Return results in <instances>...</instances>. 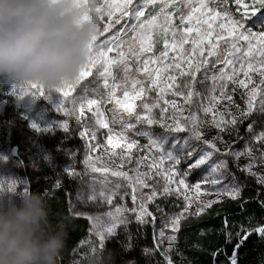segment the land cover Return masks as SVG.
<instances>
[{"label":"snow or ice","instance_id":"6c2138e0","mask_svg":"<svg viewBox=\"0 0 264 264\" xmlns=\"http://www.w3.org/2000/svg\"><path fill=\"white\" fill-rule=\"evenodd\" d=\"M89 3L91 6L88 12L98 20L99 24L105 16L108 18L102 30L100 29L99 36L111 32L117 25H121V22L125 19L135 21L131 24V35L127 40L124 39V33L129 31L126 24L122 25L115 34L104 40L103 44L98 43V36L92 46L89 63L81 71L79 78L75 82L55 90L60 94L56 111L64 116H75L77 124L83 126V130L79 133L80 138L85 140L86 145L83 163L87 170L92 173H99L100 177L103 178L101 183L104 187L98 193L99 197L107 204L112 205L115 198L123 199L130 196L133 204L132 207H128L127 204H119L114 207V210L105 213L108 217L107 223H104L101 217H89L93 221L95 234L100 241V251H103L105 241L109 237H114L117 229L121 226L127 233V242L124 247L126 250H131L134 247V237L128 231V225L131 223L129 214L134 216L136 224L141 227L149 224L154 225L157 221L156 213L166 215L164 209L160 207V203L157 202L158 199L170 196L183 198L182 211L168 216L164 225L172 233L179 232L183 220L189 216L203 215L225 197L233 201L239 200L242 191L241 185L235 178H233L232 183H224L226 173H228L229 161L219 159L221 156L231 157L236 162H239L242 158L247 159V163L242 167L238 165L239 171L254 177L258 184L264 185V130L256 132L255 129L256 118L264 115V70L259 71L260 79L258 81H254L253 76L248 71H244V63H247L249 69H253L252 61H256L257 55L259 56L257 63L264 68V31L254 32L244 27V21L249 19L250 13L254 16L261 9H264V0H251V5L245 4L240 20L232 18L227 8L228 0H216V7L211 5V0L209 2L197 0L196 3H193L192 0H181L179 4L175 3L174 0H143L142 3H137V0H102V2L101 0H89ZM235 3L242 5L243 0H235ZM221 5H224L222 11L218 10ZM169 7L180 14L182 25L185 21L193 20L195 14L199 11L200 15L196 17V23L201 27L208 25L207 29L201 32L197 28V35L192 38L187 35L193 31L191 27L185 26L183 33H180L179 28L173 30V13L166 11ZM149 8L154 9V11L149 12ZM205 17L211 20L218 17L226 18L227 26L221 23L219 28L232 36L233 41H245L247 50L245 51L235 42L230 45L232 51L221 50L219 40L223 39L225 44L229 43L227 39H224L223 31L217 33L215 42L205 43L212 34L211 24ZM161 18L163 23L159 22ZM157 28L160 30V36L166 49L161 53V57L167 56L169 47L175 49L179 45L183 49L185 43L191 44V55L196 56V60L189 59L185 61L188 68L186 71H179V75L183 77L179 83H177L175 77H169L174 88L173 96L182 97L184 104L191 106L195 103V97H203V93L197 90V85L201 83L198 75L203 73L204 79H211L213 86L208 95L209 102L207 106L202 107L205 119L202 120L198 114L199 108L197 110L189 108L188 114L185 116L183 108L178 106L175 100L164 101L165 105H171L174 109L172 116L168 118L171 122H168V119L165 118L167 109L164 107H161L158 115L153 114V109L157 107L159 100L151 103L145 102L139 108L133 110V105L128 99L130 93L132 99H136L151 89L141 79L136 78V73L141 71V67L138 66L133 70L129 61L131 59L138 65L142 64L146 69L150 60L156 62L159 59L156 57L142 59L145 53L152 51ZM169 33H171V43L167 39ZM254 42H258L259 47L254 49ZM113 51H116L117 58L108 56V53ZM236 52L240 53V60L244 62L239 63V68H237L238 61L234 55ZM182 55L186 56L189 53L185 50ZM212 57H215V59H211ZM217 65L223 66L217 69ZM113 66L121 67L124 72L121 84H109L108 82L109 77L113 81L116 79L111 71ZM173 67L180 70L181 64L173 61L163 70L167 72L168 69ZM93 69L96 70L99 77L104 79L103 87L107 90L106 97L89 98L87 85L83 88L85 93L83 96L72 97V93L76 91L82 81L93 75ZM238 72H243L246 80L240 79L237 75ZM146 75L150 83L155 85V80L151 78L152 73H146ZM229 85L233 87L229 89ZM118 88L123 89V99L118 98L116 95ZM237 89H245L241 94L243 106L233 98ZM48 92L49 90H46L43 86L33 84L21 87L18 95L20 97L26 95L46 96ZM159 99H163V96H160ZM112 102H114L112 109L114 118L109 120L105 116L103 105ZM69 103L71 107L66 106ZM86 112L91 113V117H86ZM117 112H119L121 125L119 133H115L114 129L110 127L111 123H115ZM209 114L212 116L211 120L207 119ZM88 120L93 121V123H88ZM245 122H247L246 131L249 134L247 137L240 132V128ZM137 124L149 127L138 129ZM152 125H158L167 133H190L184 140L183 147L185 152L183 158L190 161L187 171H181L177 167L181 164L179 156L174 155L171 151L166 152L164 150L162 138H157L151 128ZM60 126L65 131L70 130L69 123L66 120ZM33 127L36 126L33 125ZM99 129H108V144L121 149L120 152L112 154L118 160V165L99 167L97 166L99 157L94 159L90 155L99 146L89 143L90 140L97 139ZM213 131L215 134L208 138ZM233 134H235L237 140L225 139L226 136L231 137ZM136 136L147 137L148 143L140 145L139 141L133 138ZM192 140L198 141L205 147L199 148L197 145L190 144L189 142ZM239 140H245L246 142L243 149L237 151L233 145ZM218 143L225 146L224 150L218 147ZM136 151L146 154L136 157ZM214 156H217V160H213ZM125 165H135L134 169L131 170L132 174L129 170H117V168L123 169ZM257 165L260 167L257 168ZM202 166L209 168V176L194 185L190 184L187 180L188 175ZM65 172L73 178L81 175L72 166L66 168ZM112 177L115 180H112ZM96 179L98 178L93 177V180ZM161 180L163 181L162 184L160 183ZM109 184L112 187H109ZM16 185L17 181H8L7 190L15 191ZM206 185L213 187L219 185L220 187L215 188V191H209L206 187H203ZM56 187H60L59 180L56 181ZM3 189V183H0V190ZM121 189H125L123 195L120 193ZM128 189H130V192ZM146 189L147 192H145ZM191 192H195L196 195H189ZM206 196H215V199H205ZM91 199H96V194ZM193 204H195L194 211L192 210ZM150 205H155L154 210H150ZM241 231L244 233L242 237L240 233L236 234L240 237L236 249L252 233H258L264 238V225L250 229L242 227ZM228 236L230 242L232 234L228 233ZM165 238L169 242V247L161 252V255L164 256L166 264H173L170 253L172 244L176 240L175 235L165 237V232L161 230L159 238L154 237L156 239L155 250L161 248ZM236 249H234L230 258L231 264H237ZM92 252L95 254L97 249L93 248ZM144 252L152 255L154 250L145 249Z\"/></svg>","mask_w":264,"mask_h":264},{"label":"rangeland","instance_id":"374dc122","mask_svg":"<svg viewBox=\"0 0 264 264\" xmlns=\"http://www.w3.org/2000/svg\"><path fill=\"white\" fill-rule=\"evenodd\" d=\"M102 2V0H101ZM143 0H137V3H142ZM175 3L179 4L181 3V0H174ZM193 3H196L197 0H192ZM205 2H209V0H205ZM251 5V0H243L242 5H237L235 3V0H228L227 8L230 11L232 18L235 20H240L242 18L243 13V6L244 5ZM211 5L213 7H216V0H211ZM224 5H221L218 10L222 11ZM239 9V10H238ZM158 10V9H157ZM154 11V9L149 8V12ZM166 11L172 12V25L173 30L176 28H179L180 33H183V29L185 26L193 28V31L191 33H188L187 35L192 38L197 35L196 29L199 28L201 32H203L205 29H207L208 25H203L201 27L199 24L196 23V17L200 15L199 11L195 14L193 20L191 21H185V23L182 25L180 23V14L175 12L173 8L169 7ZM147 15V13H146ZM205 19L209 20V23L212 27V34L208 38V40L205 41V43L209 42H215L217 33L218 32H224V39H227L229 41L228 44L224 43V40H219V45L221 50H227L232 51L230 45L232 42L237 43L239 47L247 50V43L243 40H235L233 41V37L229 36L226 31L219 28V25L221 23H224L227 26V19L223 17H218L215 20H211L208 17H205ZM108 20L107 16L104 17V19L100 22V29L102 30L104 23H106ZM160 23H163V19L159 21ZM135 23L134 20H127L121 22V25H117L116 28L112 29L109 33H103L98 37V43L103 44V41L106 40L109 36L116 33V31L122 26V25H128L129 31L124 33V39L127 40L128 37L131 35L130 27L131 24ZM244 27L247 29H251L254 32L264 31V16H261L258 14V12L253 16L251 13L249 14V19L244 21ZM243 30V29H241ZM167 39L169 40V43H171V33L168 34ZM155 43L153 45L152 51L145 53L142 59H146L148 57H156L159 58L156 62L149 61L147 68L145 69L142 64L138 65L135 61L131 60L129 63L131 64V67L133 70H135L136 67H141V71L139 73H136V78L141 79L144 84H147L149 91L145 92L143 95L139 96L136 99H132L131 93L129 96V101L133 105V110H136L145 102H153L155 100H159V104L156 108L153 109V114L158 115L160 113L161 107H164L167 109L165 112V118L168 119L172 116V113L174 109L171 105H165L164 101L166 100H175L177 102V105L183 108V114L186 116L188 114L189 108L191 110H199V115L201 119H205L204 113L202 111V107H205L208 105V95L212 88V81L211 79H204V74L201 73L198 75V79L201 81L197 85V90L203 93V97L197 96L195 97V103L191 106L185 105L183 102L182 97H176L172 95V92L174 91L173 86L171 85V81L169 80V77H175L177 83H179L180 80L183 79L179 75V71H186L188 68V64L185 63V61L191 59L196 60V56L191 55V44L185 43L183 45V49L177 46V48L173 49L172 47H169L167 49V56L161 57V53L164 52L166 49L164 47L163 39L160 36V30L157 28L155 30L154 35ZM259 47L258 42H254L253 48ZM187 50L189 55H182V52ZM238 63L237 68H239V63H244L240 60V53L236 52L234 53ZM108 56L111 58H117L116 51H113L111 53H108ZM211 59H215V57H212ZM259 60V56L257 55L256 61H252L253 63V69H249L247 63H244V71H248L250 75L253 76L254 81H258L260 79L258 73L260 70H264L257 61ZM173 61H177L181 64L180 70L173 68L168 69L167 72H165L163 69L167 67L169 63H172ZM223 65H217V69L219 67H222ZM113 75L116 77L115 81L112 80L111 77H109V84L116 83L121 84L124 77V72L121 67L113 66L111 69ZM146 73H152V79L155 80V85H152L150 81L147 78ZM211 75V73H209ZM238 77L240 79H245L243 72L237 73ZM87 85L89 92L88 96L89 98H98V97H106L107 90L103 87L104 85V79L102 77H99L96 70L93 69V75L90 77H87L84 81H82L81 85L77 87L76 91L72 93V97L78 98L80 96H83L84 93V86ZM23 87L19 84H17L15 81L8 80L4 77H0V117L1 114L6 107L9 100H12L15 106V109L17 112L20 113L23 120H26L29 124V132L30 137L32 140V148L30 149L29 155L32 160V167L34 169L39 170L41 167L48 166L50 169H55L54 162H57L56 156L60 158L59 162L62 161V166L58 167L60 170L62 169V172L64 173V177L67 181V190L69 192L70 197V210L71 213L75 216L82 217L89 223V230H88V239L90 244L92 245V248L97 249V251H100V241L99 238L95 234V230L93 228V221L89 219V217H101L102 221L104 223L108 222V217L105 215V213L114 210V207L119 204H127L128 207H132V201L130 196L124 197L123 199H120L119 197L114 199V203L112 205L107 204L104 200H102L98 193L100 190L104 187V185L101 183V180L103 179L100 177L99 173H92L89 170L86 169L85 164L83 163L86 153V145L85 140L80 138V131L83 130V126L77 124L75 116H64L62 113H58L56 111V105L59 103L60 100V94L56 92L55 90H49L46 96H32V95H26L23 97H20L18 95L19 89ZM233 87L232 85H229V89ZM163 89V91H161ZM47 90V89H46ZM95 90V91H93ZM245 91V89H237L234 99L237 101V103H240L243 106V100H241V94ZM116 95L118 98L123 99V89L118 88L116 90ZM160 96H163V99H159ZM71 99V97H70ZM226 103V102H225ZM67 107H71V104H67ZM114 102L112 103H105L103 105V110L105 112V116L107 119L112 120L114 118L113 109ZM179 115V114H177ZM86 117H91V113L86 112ZM212 116L209 114L207 117L208 120H211ZM68 121L70 130L65 131L60 125L63 121ZM88 123H93V121L88 120ZM134 122V118H133ZM168 122H171L170 119H168ZM246 129H247V122ZM35 125L36 127H33ZM243 126V125H242ZM241 126L240 132L244 136H248L246 129L243 130V127ZM110 127L114 129L115 133H119L121 131V125L119 122V112L116 113L115 116V123H111ZM146 127H149L147 125L143 124H137L138 129H144ZM152 130L155 132L157 138H162V145L164 150L173 152L174 155H177L181 158V164L177 167L181 171H187L188 170V163L190 161L184 159L185 152L183 151L184 147V140L190 135L188 132L183 133H167L163 129H161L158 125H152ZM39 129V130H37ZM256 132L264 130V115L258 116L256 118V125H255ZM10 130L9 126H4L1 123L0 120V183H3L4 189L0 190V204L8 205L9 203H16L17 205H20L21 198L24 194H26V183L25 178L23 174V168L19 162L18 155L16 149H14L8 139L7 135H5V132L8 133ZM108 129H99L97 133V139L96 140H90L89 143L91 144H97L99 145L90 155L95 159L99 157L97 160V166L99 167H111L114 165H118V160L115 156L112 154L118 153L121 151L120 148L108 144V138H107ZM215 134L213 133L209 134L208 138H211V135ZM5 135V137H3ZM67 136L70 135L72 138V145L67 146V142H71V139H67V142L65 140L59 139V136ZM134 139L138 140L140 145H146L148 143V138L144 136H136L133 137ZM225 139H231V140H237V137L235 134H233L231 137H225ZM245 140H239L237 143L233 145L235 150L239 151L243 149L245 145ZM190 144L197 145L199 148L205 147L204 145H201L198 141H190ZM254 143V142H253ZM218 147L221 148V150H224L225 146L223 144L218 143ZM146 153L136 151V157H139L141 155H145ZM218 155V154H217ZM111 157V159H110ZM56 159V161H55ZM219 159H227L229 161V168L228 173H226V179L224 180V183H232L233 178L236 179V181L241 185L242 191L245 188H248L250 186H260L259 192L264 200V185L258 184L256 179L254 177H250L245 173H242L239 171L238 165L243 166L245 163H247V159L242 158L239 162L234 161L231 157H219ZM213 160H217V156L213 157ZM211 163V162H210ZM69 166H72L75 168L76 172L80 173V176H77L75 178L69 176L65 169ZM135 165H125L123 169L117 168V170H129L130 174H132L131 170L134 169ZM260 166L257 165V168ZM143 170V169H142ZM209 176V168L207 166H202L199 169H196L192 171L188 177L187 180L190 184H196L198 182H201L205 177ZM93 177H97L98 179L93 180ZM112 180H115L114 177L111 178ZM159 179V178H158ZM10 180L17 181L16 190L15 191H8L7 190V183ZM160 183L162 184L163 181L161 180ZM109 187H112L111 184H109ZM206 187L209 191H215V188L220 187L218 186H211L206 185L203 186ZM125 189H121L120 193L123 195ZM130 192V189H128ZM148 190L146 189L145 192ZM241 191V194H242ZM96 194V199H91V197ZM191 196H195V192L189 193ZM205 199L211 198L215 199V196L212 197H204ZM229 199L225 197L223 200ZM222 200V201H223ZM160 203V207L164 209V213L166 215L161 213H156L157 215V221L156 223L149 224L148 226L141 227L136 224L134 216L129 214L131 223L128 225V231L130 232L132 228H143L145 231H150L151 235L155 238H159V234L161 230L165 232V237L170 235H175L176 240L172 244L171 252L173 251L176 241H177V233H172L170 229H167L164 227L168 216H171L175 213H178L182 211V206L184 204L182 197L177 196H170L163 199H158L157 201ZM215 205V204H214ZM213 205V206H214ZM155 205H150V210H154ZM192 210H195V204L192 205ZM209 210V209H208ZM79 214V215H78ZM198 217V216H189L187 219L183 220L182 223L190 218ZM181 223V224H182ZM125 233L123 227L117 229V233L121 234ZM112 237H109L105 243ZM154 244L151 248L154 252L152 255H148L145 252V256L147 258L148 264H166L164 260V256L161 255V252H163L165 249L169 247V242L165 238L163 240V243L161 245V248L159 250H155L156 247V239H154ZM171 255V253H170ZM172 258V257H171ZM173 261V260H172ZM173 264H175L173 262Z\"/></svg>","mask_w":264,"mask_h":264},{"label":"clouds","instance_id":"9594fccd","mask_svg":"<svg viewBox=\"0 0 264 264\" xmlns=\"http://www.w3.org/2000/svg\"><path fill=\"white\" fill-rule=\"evenodd\" d=\"M89 0H0V77L56 90L75 82L99 36ZM87 16V18H85ZM67 231L40 193L0 204V264H58ZM89 264H105L103 253Z\"/></svg>","mask_w":264,"mask_h":264},{"label":"trees","instance_id":"16d2710c","mask_svg":"<svg viewBox=\"0 0 264 264\" xmlns=\"http://www.w3.org/2000/svg\"><path fill=\"white\" fill-rule=\"evenodd\" d=\"M264 16V9L258 12ZM1 123L9 126L7 139L16 149L19 162L23 168L26 183V193H40L44 196L49 209L50 220L54 226L61 225L67 231L66 247L58 258V264H89L93 256L92 245L88 239L89 223L82 217L71 213L70 197L67 181L62 169L63 162L56 156L55 169L48 166L39 170L32 167L29 155L32 140L29 124L16 111L14 103L9 100L4 108ZM246 129V124L243 126ZM5 135L3 137H5ZM61 140L71 139L67 146L72 145L70 135L59 136ZM56 161V159H55ZM60 187H56V181ZM260 186H250L242 191L239 200L225 199L207 210L203 215L190 218L181 224L177 241L171 252L175 264H231L240 237L244 233L242 227L250 229L264 225V201L259 192ZM227 221V223H226ZM130 233L134 237V247L126 250L127 233H121L110 238L105 244L103 253L105 264H148L144 250L154 244L150 231L134 227ZM228 233H231L229 242ZM215 254V255H214ZM237 264H264V238L258 233H252L244 243L236 249Z\"/></svg>","mask_w":264,"mask_h":264}]
</instances>
